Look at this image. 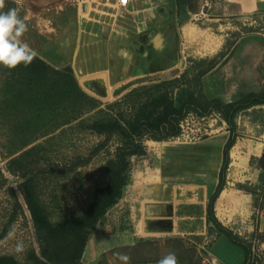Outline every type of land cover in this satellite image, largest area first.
Returning a JSON list of instances; mask_svg holds the SVG:
<instances>
[{
    "label": "rangeland",
    "instance_id": "rangeland-1",
    "mask_svg": "<svg viewBox=\"0 0 264 264\" xmlns=\"http://www.w3.org/2000/svg\"><path fill=\"white\" fill-rule=\"evenodd\" d=\"M208 1L185 0L178 7L176 21L173 10L159 9L158 26L152 30L138 25L131 12L121 15L125 19L124 38L107 44L116 72L112 80H91L96 75L83 74L71 65L80 87L101 102L98 108L38 135L24 147H16L18 139L0 115V256L33 264L34 254H41V242L24 196L29 177H33L40 206L53 222L82 214L93 202L94 190L107 183L106 164L114 157L117 142L92 130L99 108L160 80L186 74L183 81L194 84V76L201 71L203 88L210 98L225 102L242 98L213 96L204 76L227 56L237 36L261 31L263 24L258 20L245 21L247 24L220 20L213 15L212 1ZM200 28L224 39L216 52L205 53L206 43L197 39ZM4 78L0 71V100ZM220 88L223 94L228 93L227 87ZM235 120L238 137L230 149L223 189L233 191L239 200L222 209L216 200L214 209L220 224L248 245L246 258L209 217V199L219 181L229 134L227 122L212 113L188 116L178 136L145 140L146 153L132 158L131 181L92 230L80 264H89L97 256L102 257L98 264H157L169 253L175 255L176 264H264V244L258 241L256 224V210L264 199V104L239 111ZM33 146L36 149L25 154ZM148 173L157 179L147 181ZM147 187L154 193L166 190V201L159 207L164 213L161 219L153 220L146 213L151 205L143 198ZM157 209L155 206L153 212ZM152 224L166 226L169 231L145 229ZM89 244L92 252L86 256Z\"/></svg>",
    "mask_w": 264,
    "mask_h": 264
},
{
    "label": "trees",
    "instance_id": "trees-1",
    "mask_svg": "<svg viewBox=\"0 0 264 264\" xmlns=\"http://www.w3.org/2000/svg\"><path fill=\"white\" fill-rule=\"evenodd\" d=\"M177 3L182 7L185 0H177ZM6 6L16 9L17 4L14 0H6ZM0 71L5 77L1 87L0 115L6 120L4 123L9 124L8 130L14 139H18L16 147H24L38 135L49 133L101 105L80 87L71 66L55 68L35 55L27 67L20 65L9 69L0 64ZM201 74L202 71L194 76V84H186L184 74L181 78L143 85L107 108H99L91 128L106 140H116L117 147L114 157L106 164L107 183L94 190L93 202L82 214L53 222L39 204L33 177L25 181V201L41 242V254H34L33 264H80L92 230L106 210L122 197L131 181L132 158L146 153L145 140L178 136L188 116L204 117L212 113L219 114L227 122L229 137L223 148L219 181L209 199V217L222 228L221 234L239 246L245 258L248 256V245L220 224L214 205L225 186L230 149L238 137L236 115L248 107L264 104V83L259 92L244 93L239 100L225 102L205 93ZM35 149L33 146L25 154ZM0 264L19 263L11 256L2 255Z\"/></svg>",
    "mask_w": 264,
    "mask_h": 264
},
{
    "label": "crops",
    "instance_id": "crops-1",
    "mask_svg": "<svg viewBox=\"0 0 264 264\" xmlns=\"http://www.w3.org/2000/svg\"><path fill=\"white\" fill-rule=\"evenodd\" d=\"M14 1L17 4L18 16L24 19L28 26L21 40L27 43L37 56L55 68L75 66L83 74L96 75L91 80L99 82L111 81L116 73L109 59L111 51L107 44L124 38L125 19L121 15L126 11L131 12L138 25L150 27L152 30L158 26L159 9L173 10V19L176 21L179 7L177 0H130L126 7L119 6L117 0ZM210 1L214 5L213 15L220 20L228 19L243 24H247L245 21L258 20L264 27V0ZM197 36L198 41L206 43L204 51L208 54L216 52L224 40L215 32L212 35L210 29L201 31L200 28ZM204 81L206 86L213 90V96L231 99L261 90L264 83V28L237 36L227 56L204 76ZM220 87H227L228 93L223 94L224 90ZM114 91L115 88L111 91L112 95ZM108 92L111 93L109 90ZM186 154L189 153L184 152V155ZM157 177L148 173L145 178L147 181H153ZM165 192L166 190L154 193L148 187L144 191L143 198L151 203L147 206L149 209L146 213L153 220L164 216L163 209L159 207L160 202L166 201ZM224 194L225 199L219 204ZM238 200L233 191L223 189L217 198V207L222 209L223 206L237 203ZM153 206H157L156 212H153ZM145 229L151 232L169 231L168 227L158 224H152ZM91 247L89 244L86 256L92 252Z\"/></svg>",
    "mask_w": 264,
    "mask_h": 264
},
{
    "label": "clouds",
    "instance_id": "clouds-1",
    "mask_svg": "<svg viewBox=\"0 0 264 264\" xmlns=\"http://www.w3.org/2000/svg\"><path fill=\"white\" fill-rule=\"evenodd\" d=\"M28 26L20 18L15 8L5 10V0H0V64L9 69L23 65L27 67L33 61L36 53L27 43L21 40ZM157 264H176V257L169 253Z\"/></svg>",
    "mask_w": 264,
    "mask_h": 264
},
{
    "label": "built area",
    "instance_id": "built-area-1",
    "mask_svg": "<svg viewBox=\"0 0 264 264\" xmlns=\"http://www.w3.org/2000/svg\"><path fill=\"white\" fill-rule=\"evenodd\" d=\"M117 3L121 7H126L130 0H117ZM256 224H257V233L259 235L258 241H262L264 244V199L262 200V204L256 210Z\"/></svg>",
    "mask_w": 264,
    "mask_h": 264
},
{
    "label": "water",
    "instance_id": "water-1",
    "mask_svg": "<svg viewBox=\"0 0 264 264\" xmlns=\"http://www.w3.org/2000/svg\"><path fill=\"white\" fill-rule=\"evenodd\" d=\"M101 259H102L101 256H97L89 264H98L101 261Z\"/></svg>",
    "mask_w": 264,
    "mask_h": 264
},
{
    "label": "bare ground",
    "instance_id": "bare-ground-1",
    "mask_svg": "<svg viewBox=\"0 0 264 264\" xmlns=\"http://www.w3.org/2000/svg\"><path fill=\"white\" fill-rule=\"evenodd\" d=\"M222 199L224 200L225 199V194L223 195V197L220 199V201H219V204H222Z\"/></svg>",
    "mask_w": 264,
    "mask_h": 264
}]
</instances>
